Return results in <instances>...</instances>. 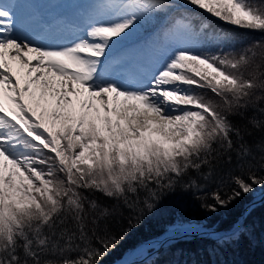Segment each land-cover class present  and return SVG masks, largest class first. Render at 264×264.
Wrapping results in <instances>:
<instances>
[{"label": "snow or ice", "instance_id": "obj_1", "mask_svg": "<svg viewBox=\"0 0 264 264\" xmlns=\"http://www.w3.org/2000/svg\"><path fill=\"white\" fill-rule=\"evenodd\" d=\"M53 3L0 0V264H101L177 193L264 204V37L213 20L264 33V0ZM193 235L250 228L178 218L138 249Z\"/></svg>", "mask_w": 264, "mask_h": 264}, {"label": "trees", "instance_id": "obj_2", "mask_svg": "<svg viewBox=\"0 0 264 264\" xmlns=\"http://www.w3.org/2000/svg\"><path fill=\"white\" fill-rule=\"evenodd\" d=\"M213 20L223 28L240 33L243 37V44H250L253 40L264 37V33L232 29V26L225 25L215 18ZM240 46V44L237 45V47ZM252 114V111L247 113L248 116ZM234 120L240 124L245 123L238 117ZM260 135V132H254V136L249 139ZM95 195L100 200L109 202L101 194L96 193ZM253 196L254 194L246 195L229 209L221 208L215 213L201 207V200L190 194L177 193L168 196L161 202L156 215L148 219L117 248L109 252L101 262H113L145 240L160 236L166 230L167 225L175 219L194 217L204 220L207 225L219 229H229L238 217L244 214L243 219L247 217L250 235L242 236L238 243L219 247L214 237L195 236L190 239L177 240L172 243L171 247L165 246L164 249L158 250L148 259L135 260L132 264H153V262L155 264H264V204H259L254 209L248 208L246 213L243 212L244 207ZM207 202L212 203L210 200Z\"/></svg>", "mask_w": 264, "mask_h": 264}, {"label": "rangeland", "instance_id": "obj_3", "mask_svg": "<svg viewBox=\"0 0 264 264\" xmlns=\"http://www.w3.org/2000/svg\"><path fill=\"white\" fill-rule=\"evenodd\" d=\"M56 0H24V2H26V3H34V6L36 7V8H38L41 12H44V13H49V12H53V11H55V10H59L61 7H67V5H59V4H54L53 2H55ZM61 2H63V0H61ZM259 191H260V189H257V193H259ZM257 202V201H256ZM255 202V203H256ZM244 215V214H243ZM243 215H242V217H243ZM190 220H192V221H199V222H201L202 224H205V221L204 220H201V219H196V218H194V217H192V218H189ZM176 220V219H175ZM174 220V221H175ZM237 220H241V216L240 217H238V219ZM173 221V222H174ZM172 223V222H171ZM171 223H169L168 225H167V227H166V230L164 231V232H166L167 230H168V228L170 227V225H171ZM211 227H215V226H211ZM231 228V227H230ZM229 228V229H230ZM217 229H219V228H217ZM163 232V233H164ZM162 233V234H163ZM134 249V248H133ZM132 250V249H131ZM131 250H129L127 253H125V254H128ZM147 253H148V255L151 253V252H149L148 250H147ZM146 253V254H147ZM148 255H145L144 257H148ZM146 259V258H145ZM135 259H133V261H134ZM133 263V262H132Z\"/></svg>", "mask_w": 264, "mask_h": 264}, {"label": "water", "instance_id": "obj_4", "mask_svg": "<svg viewBox=\"0 0 264 264\" xmlns=\"http://www.w3.org/2000/svg\"><path fill=\"white\" fill-rule=\"evenodd\" d=\"M255 202H256V199H254V196H253L252 199L249 201V203L246 205V207H244L243 212H246V210L250 207V205L255 203ZM242 219H243V217L241 216V221H242ZM237 223H238V221L234 222L232 227L235 226ZM211 229L212 230H220V231L228 230V229H217L216 227H211ZM194 236H198V235H193V236H190L189 238H192ZM158 239H163V237H159ZM177 240H180V239H177ZM175 241L176 240L172 241V243H174ZM155 252H157V251H152L151 254L153 255V253H155ZM121 260H128L127 255H123L121 258H119L113 262H104L103 261V262H101V264H120ZM138 260L140 261V260H142V258H139ZM128 261L134 262L133 260H128Z\"/></svg>", "mask_w": 264, "mask_h": 264}, {"label": "bare ground", "instance_id": "obj_5", "mask_svg": "<svg viewBox=\"0 0 264 264\" xmlns=\"http://www.w3.org/2000/svg\"><path fill=\"white\" fill-rule=\"evenodd\" d=\"M193 222H196V221H193ZM171 226V225H170ZM170 228V227H169ZM168 228V229H169ZM168 231V230H167ZM166 232H164L162 234V237L163 239H165V236H166ZM193 238V237H192ZM143 244V243H142ZM142 244L136 246L134 249H132L128 254H127V257H128V260H133V259H137L141 256H143L145 253H147V249L145 250V252L142 250V249H138Z\"/></svg>", "mask_w": 264, "mask_h": 264}]
</instances>
